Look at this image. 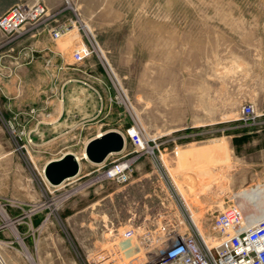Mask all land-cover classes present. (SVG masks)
Listing matches in <instances>:
<instances>
[{"label":"rangeland","instance_id":"obj_1","mask_svg":"<svg viewBox=\"0 0 264 264\" xmlns=\"http://www.w3.org/2000/svg\"><path fill=\"white\" fill-rule=\"evenodd\" d=\"M51 9L57 11L53 23H74L54 41L63 71L51 68L52 52L44 72L17 63L12 73L22 80L0 82V252L6 264L18 256L31 264H134L150 248L148 234L187 217L181 195L203 234L211 233L218 210L253 206L251 195L262 196L252 212L264 214V0H63ZM42 74L73 78L69 95L92 103L88 113L73 111L66 125H48L47 141L31 133L19 113L29 104L1 99L37 96ZM63 89L52 84L47 94ZM247 102L257 120L239 117ZM7 106L14 117H6ZM132 125L159 137L163 160L155 146L136 150L126 133ZM61 129L71 131L66 141L76 143L81 176L53 184L44 168L59 153L54 135ZM107 129L122 132L126 149L106 163L134 157L127 181L97 179L101 165L83 158L85 134ZM33 222L43 226L24 237L21 226ZM8 228L13 242L5 245ZM127 228L132 233L124 237Z\"/></svg>","mask_w":264,"mask_h":264},{"label":"built area","instance_id":"obj_2","mask_svg":"<svg viewBox=\"0 0 264 264\" xmlns=\"http://www.w3.org/2000/svg\"><path fill=\"white\" fill-rule=\"evenodd\" d=\"M56 12L43 0L13 4L0 15V47L11 44L31 28H46L53 40L72 31L74 23H53L57 19L53 17ZM36 50L33 44H28L22 51L23 59H34ZM258 115L254 104L247 102L243 104L239 117L251 122L257 120ZM126 133L140 154L150 152L151 147L155 146L152 150L157 149L163 160L158 136H145L136 125L129 127ZM106 159L101 164L102 170L97 179L124 182L131 178L134 157L116 158L110 164L106 163ZM172 185L175 190L174 182ZM179 198L189 219L185 217L183 222H166L159 227L161 233L148 234L150 248L144 259L134 264H264V214L246 216L241 206L232 203L214 214L210 224L211 233L203 234L185 198L182 195ZM122 233L124 237H129L132 230L127 228ZM0 264H6L1 252ZM93 264L97 263L93 260Z\"/></svg>","mask_w":264,"mask_h":264},{"label":"crops","instance_id":"obj_3","mask_svg":"<svg viewBox=\"0 0 264 264\" xmlns=\"http://www.w3.org/2000/svg\"><path fill=\"white\" fill-rule=\"evenodd\" d=\"M19 1L33 2L36 0H0V15L6 12L13 4ZM43 1H45L50 8H56L63 3V0H43ZM0 38H1V34H0ZM54 41L55 40L52 39L47 29L40 26L37 28H31L27 30L20 37H18L15 41H13L11 44L0 47V82L6 85V84H9L10 81L17 82L18 80H22L21 75H19L16 72L12 73V66H16L15 64L17 63L25 65L26 68L37 67L39 68V70H43L44 72V70L47 67L45 65L46 56L52 55V52L54 53L53 54L54 62L51 68L57 72H62L63 68H61V63L57 61L58 59L57 54L59 53V47ZM28 44H33L36 47L37 50H36L35 55L37 57L35 59L25 61L23 60L22 51L24 47L28 46ZM58 76L60 77V73H58ZM72 81H73V78H69L63 82L62 77L58 78V80H53V79L48 80L47 76L45 74H42V76L40 75L37 81L38 88H39L37 96L36 95L34 96L14 95L10 97L4 94V96H2L1 99L7 103L9 102L12 103L14 101V102H19V103L29 104V106H25L22 108V110H19L20 111L19 113H21L24 122H26V126L30 129L29 131L31 133L35 132V134L39 135V138L47 141L46 139L48 135L47 134L48 125H51V124L54 126L66 125L67 124L66 119H71L70 117L73 111L88 113L90 106L92 105V103H90L91 105L89 106V101H87V98L84 99L80 97L81 100H79L77 96L69 95L68 93L69 87L72 85ZM52 84H54L55 88H58L59 86L61 87L63 85L64 89L61 92V95H48L47 94V87L48 86L52 87ZM65 87H68V88L65 90ZM34 104H37V105H34ZM7 107L10 110L6 111V117L7 118L14 117L12 114L16 113L15 110L11 106H7ZM92 109L93 108H91V110ZM48 118H54V119L47 121ZM76 124L77 122L73 123V125H76ZM70 126H72V124H70ZM1 131H3V126L0 124V133ZM99 131H93V132H89L85 134L86 139L84 141L83 149L85 148L87 142L92 137L96 136ZM70 132L69 131L65 132L64 130L61 129L58 133H55L54 136L58 137L59 139L58 141L60 145L58 144V146H56L54 149L59 153L55 157L49 158L46 161L45 166L52 159H57L63 156L67 152H75L74 146L76 145V143H73V142L71 143V142L66 141L68 137V133ZM78 134L81 136L82 132ZM218 143L219 141L214 142V143H209V144H206V143L196 144L194 145V148L197 150H200V149H204L205 147L216 146ZM124 149H126V145L121 151H123ZM121 151H118V152H121ZM91 163H96V162L91 161ZM97 164L101 165L102 163L100 162ZM81 169L82 168H80V170ZM80 173L81 172L79 171L78 174H76L75 176H72L71 178L73 179L79 178L81 176ZM261 199H262V196L254 197L253 195H251V197L249 196L247 198V201L248 203L251 202L253 206H250L246 204L245 202H241L239 203V205L241 206L246 216L253 215L254 217H257L261 215L262 213L252 212V211L258 208V206L256 205L261 204ZM253 200H256V202H254ZM41 226H43L42 223H38V224H35L34 222L28 223L27 225L21 226L20 231L22 232L24 237L29 238L32 235V232L39 230ZM4 231H5V236L1 238V243L2 244L12 243L13 240L8 237V235L11 232V228H8ZM10 264H31V263L30 261L26 262L24 257L18 256L10 260Z\"/></svg>","mask_w":264,"mask_h":264},{"label":"water","instance_id":"obj_4","mask_svg":"<svg viewBox=\"0 0 264 264\" xmlns=\"http://www.w3.org/2000/svg\"><path fill=\"white\" fill-rule=\"evenodd\" d=\"M125 146V139L117 129H107L101 134L92 137L85 149L88 159L100 163L110 154L121 151ZM80 161L73 152H67L63 156L50 160L45 168V176L49 182L59 184L67 178L75 176L80 171Z\"/></svg>","mask_w":264,"mask_h":264},{"label":"bare ground","instance_id":"obj_5","mask_svg":"<svg viewBox=\"0 0 264 264\" xmlns=\"http://www.w3.org/2000/svg\"><path fill=\"white\" fill-rule=\"evenodd\" d=\"M85 90V89H84ZM73 101V100H72ZM72 103V102H71ZM82 105V104H81ZM72 106V105H71ZM70 107V106H69ZM125 139V138H124ZM125 143H126V141H125ZM77 158H78V160L80 161V158L77 156V155H75ZM83 158H88V156H87V153H86V149H85V151H84V153H83ZM105 162V161H104ZM101 163H103V162H101Z\"/></svg>","mask_w":264,"mask_h":264}]
</instances>
